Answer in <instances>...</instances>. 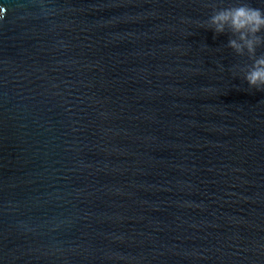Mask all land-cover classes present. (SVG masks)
I'll return each mask as SVG.
<instances>
[{
  "label": "water",
  "instance_id": "obj_1",
  "mask_svg": "<svg viewBox=\"0 0 264 264\" xmlns=\"http://www.w3.org/2000/svg\"><path fill=\"white\" fill-rule=\"evenodd\" d=\"M243 3L0 0V264H264Z\"/></svg>",
  "mask_w": 264,
  "mask_h": 264
},
{
  "label": "clouds",
  "instance_id": "obj_2",
  "mask_svg": "<svg viewBox=\"0 0 264 264\" xmlns=\"http://www.w3.org/2000/svg\"><path fill=\"white\" fill-rule=\"evenodd\" d=\"M6 8L0 6V20L6 15ZM208 28L216 34L230 32L227 46L239 56L247 55L252 60L240 71L249 87L264 92V54L256 55L257 48L264 46V9L247 3L214 9L207 21Z\"/></svg>",
  "mask_w": 264,
  "mask_h": 264
}]
</instances>
